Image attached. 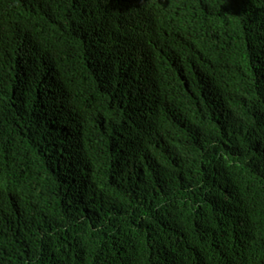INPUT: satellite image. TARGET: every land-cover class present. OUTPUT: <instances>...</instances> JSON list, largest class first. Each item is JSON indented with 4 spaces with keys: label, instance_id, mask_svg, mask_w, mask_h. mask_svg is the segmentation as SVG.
I'll list each match as a JSON object with an SVG mask.
<instances>
[{
    "label": "trees",
    "instance_id": "trees-1",
    "mask_svg": "<svg viewBox=\"0 0 264 264\" xmlns=\"http://www.w3.org/2000/svg\"><path fill=\"white\" fill-rule=\"evenodd\" d=\"M0 264H264V0H0Z\"/></svg>",
    "mask_w": 264,
    "mask_h": 264
}]
</instances>
